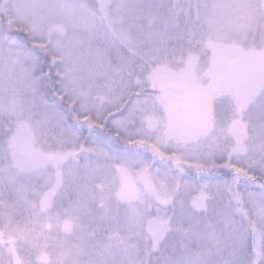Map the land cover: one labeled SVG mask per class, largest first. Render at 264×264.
<instances>
[{"label":"snow or ice","instance_id":"1","mask_svg":"<svg viewBox=\"0 0 264 264\" xmlns=\"http://www.w3.org/2000/svg\"><path fill=\"white\" fill-rule=\"evenodd\" d=\"M0 264H264V0H0Z\"/></svg>","mask_w":264,"mask_h":264}]
</instances>
